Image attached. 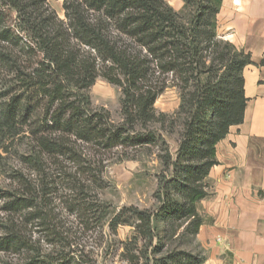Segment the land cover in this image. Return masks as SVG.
I'll use <instances>...</instances> for the list:
<instances>
[{
  "label": "trees",
  "instance_id": "16d2710c",
  "mask_svg": "<svg viewBox=\"0 0 264 264\" xmlns=\"http://www.w3.org/2000/svg\"><path fill=\"white\" fill-rule=\"evenodd\" d=\"M44 1L0 0V40H17L7 25V14L14 15L34 58L25 66L0 49V65L14 74L0 95V159L22 134L33 140L20 155L29 169H12L10 186H0V264H82L63 236L70 231L54 197L67 193L64 214L78 225L105 222V208L85 186L100 182L103 171L96 173L84 150L147 146L159 151L163 168L156 206L126 208L109 224L133 226L136 248L157 242L150 255L141 251L145 264H203L205 255L185 246L203 225L198 205L209 196L217 145L244 120L243 72L253 64L250 54L218 35L223 0H181L178 12L165 0H65L66 22L54 12L44 16ZM99 77L121 89L120 123L93 107L88 91ZM170 87L180 105L159 112L155 104ZM168 136H175V152ZM68 162L78 167L74 176Z\"/></svg>",
  "mask_w": 264,
  "mask_h": 264
},
{
  "label": "crops",
  "instance_id": "0c3cea01",
  "mask_svg": "<svg viewBox=\"0 0 264 264\" xmlns=\"http://www.w3.org/2000/svg\"><path fill=\"white\" fill-rule=\"evenodd\" d=\"M217 18L219 37L250 54L253 64L243 72L244 120L217 145L209 196L198 205L203 225L196 241L203 264H264V0H223ZM163 102L161 112H169Z\"/></svg>",
  "mask_w": 264,
  "mask_h": 264
},
{
  "label": "rangeland",
  "instance_id": "374dc122",
  "mask_svg": "<svg viewBox=\"0 0 264 264\" xmlns=\"http://www.w3.org/2000/svg\"><path fill=\"white\" fill-rule=\"evenodd\" d=\"M64 1L45 0L40 10L44 13V16L54 12L59 20L66 22ZM165 1L167 2V0ZM171 7L178 12L183 6L180 9ZM7 15L9 16L8 21L6 19L7 25L14 31L17 40L12 42L0 40V49L10 50L13 55L21 58L20 62L22 65L30 66L34 58H29L30 54L25 48L26 44L24 40H20L24 35L19 34L15 29L16 25L13 21L15 16ZM11 69L8 65H0V95L7 93L9 90L8 87L12 85L11 81L14 74ZM88 94L95 109L103 108L110 113L113 122H121L122 93L119 87L99 77L94 85L90 87ZM164 99H167L166 103H169L170 106V111L165 113L171 114L178 109L180 96L176 88L170 87L159 97L155 104L159 112H161ZM177 101L179 102L175 107ZM167 139L172 151L175 152L177 149L175 136H168ZM32 146V136L29 132H26L20 138L16 139L14 144L9 145L7 153H1L0 186L2 188H8L10 186L13 180L12 169H24L26 171L29 169L28 165L22 164L20 155L29 153ZM84 154H86L85 158L91 159L92 163L94 162L92 168L97 171V174L99 170L103 171L99 176L100 182L97 184H86L85 186L88 189L87 195L89 194V188L93 189L90 194L98 198L99 202L102 203L106 210L107 220L99 224L88 222L86 226L78 225L77 218L76 221L75 217H68L64 214L63 201L65 200L63 197L67 193L61 191L54 197L53 206L59 212H62L63 217L66 219L67 226L65 227L70 232L63 236L72 242V249L77 248L79 250L78 258L81 259L82 264H145L141 251H146L145 248H147V253L150 255L157 246V242L155 241L152 246L146 242H141L138 248H136L135 244L132 243L134 241L133 226L120 225L113 230L109 222L113 217L123 214L126 208L132 206L149 210L155 208L157 203L155 193L158 189L159 177L162 175L163 170L159 161V151L147 146L127 150L119 148L108 153H103L96 147H86ZM64 165L68 172L74 176L78 168L77 165L70 162L64 163ZM82 177L84 176L77 174V178L80 179ZM63 186L64 188H70L67 184ZM77 194L78 191L76 192ZM72 196H74L73 193ZM185 247L194 253L204 255V251L196 240H193L191 244ZM137 257L142 259L137 260ZM131 258L136 260L131 262Z\"/></svg>",
  "mask_w": 264,
  "mask_h": 264
}]
</instances>
